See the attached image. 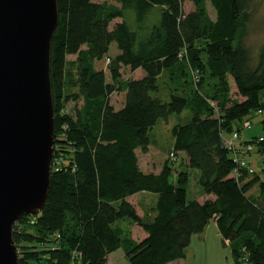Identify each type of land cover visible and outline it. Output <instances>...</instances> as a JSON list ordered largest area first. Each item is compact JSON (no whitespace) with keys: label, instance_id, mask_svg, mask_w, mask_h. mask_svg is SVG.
I'll list each match as a JSON object with an SVG mask.
<instances>
[{"label":"trees","instance_id":"16d2710c","mask_svg":"<svg viewBox=\"0 0 264 264\" xmlns=\"http://www.w3.org/2000/svg\"><path fill=\"white\" fill-rule=\"evenodd\" d=\"M56 1L50 187L40 214L13 226L18 264H107L117 250L127 264H169L184 259L212 219L233 264H264V133L255 146L259 172L237 180L222 137L264 114V64L252 66L244 44L252 0ZM184 3L193 10L185 12ZM152 12L156 20L147 23ZM111 44L118 53L109 58ZM68 65L75 72L70 93ZM184 111L187 122L171 128V153L185 155L202 195L214 200L188 199L190 174L170 159L158 174L139 169L135 151L147 153L148 132ZM140 193L156 196L150 214L136 205ZM73 252L81 254L76 263Z\"/></svg>","mask_w":264,"mask_h":264},{"label":"water","instance_id":"95a60500","mask_svg":"<svg viewBox=\"0 0 264 264\" xmlns=\"http://www.w3.org/2000/svg\"><path fill=\"white\" fill-rule=\"evenodd\" d=\"M57 24L56 0H0V264H18L13 226L39 215L48 197Z\"/></svg>","mask_w":264,"mask_h":264},{"label":"rangeland","instance_id":"374dc122","mask_svg":"<svg viewBox=\"0 0 264 264\" xmlns=\"http://www.w3.org/2000/svg\"><path fill=\"white\" fill-rule=\"evenodd\" d=\"M190 5V3L184 4L183 9L185 12H188V9H190ZM206 5L209 11V15L211 16V18H213L215 16L213 8L208 2ZM125 18L129 26L131 28H135L134 13L132 11H126ZM155 20V12L149 13L147 17V23H151ZM244 44L248 48V51L250 53L252 66H256L260 61H263L264 64V0H252L250 20L245 30ZM117 53L118 51L115 44H111L108 52V57L112 58ZM65 73V91L68 93L72 91L74 92L76 90L73 87L75 84V72L68 65ZM159 84L161 95L162 97L166 98L168 93L166 76L160 78ZM193 86L194 88H196L195 83ZM187 118V111H184L181 115H172L167 121H159L156 126L148 132V137L150 139V154L145 155V153L137 150V157L139 159L141 168L145 169V166L152 161L157 162L159 160L157 158L158 156H161V154H164V159L167 160H173L176 157V155H174V157H170V153L172 152L171 143L173 140L171 135V128L174 125L186 123ZM263 119L264 114L253 115L251 119H249V122L251 124L250 128L241 129V142L250 141L252 138L263 135L264 130L261 124V121ZM222 137L225 139L231 138L230 134L226 133H224ZM179 161L182 164V160ZM249 161L251 167L259 172V169L262 166V158L256 153V149L252 151L249 157ZM181 164H179L178 166L179 169L184 168V165L182 166ZM190 171L191 178L189 182L188 199L199 200V191L201 189L196 180L198 171L195 169ZM155 200L156 196L153 194H144L143 196L137 198V201L139 202V204H141L142 208H145L147 210L148 208H152L151 206L153 205V202H155ZM209 224L210 226L207 228L205 241L203 236L200 235H194L192 237L189 246L184 251V259L181 260L183 264H233L231 249L229 245L223 241L219 234H217L213 223L210 222ZM107 263L127 264L121 250H117L109 254L107 256Z\"/></svg>","mask_w":264,"mask_h":264},{"label":"built area","instance_id":"2783aa9c","mask_svg":"<svg viewBox=\"0 0 264 264\" xmlns=\"http://www.w3.org/2000/svg\"><path fill=\"white\" fill-rule=\"evenodd\" d=\"M108 62V60H106ZM257 114H261L260 111L257 112ZM251 126L249 121H245L242 125V129H249ZM230 139L223 138L224 146L230 151V155L232 157V162L234 163L235 167L232 171V175L235 178V180L239 179L244 173L247 174H254L256 170H254L249 161V157L252 153V151L255 149V146L260 144L263 139L262 137H259L255 140L254 143H246L241 142L240 140V133L233 132L230 135ZM170 157H174V155L171 153ZM58 167V166H57ZM56 170L58 168H55ZM81 254L73 252L71 253V261L72 263H76L80 260Z\"/></svg>","mask_w":264,"mask_h":264},{"label":"crops","instance_id":"0c3cea01","mask_svg":"<svg viewBox=\"0 0 264 264\" xmlns=\"http://www.w3.org/2000/svg\"><path fill=\"white\" fill-rule=\"evenodd\" d=\"M185 4V3H184ZM206 8H207V5H206ZM193 10V6L192 5H190V9H188V12L189 11H192ZM207 11H208V8H207ZM208 15H209V11H208ZM210 16V15H209ZM210 18H211V16H210ZM215 18V16L213 17V18H211L212 20ZM117 54H115V56H116ZM114 57V56H113ZM172 144H173V140H172V143H171V150H172ZM135 154H136V158H137V162H138V166H139V169L143 172V173H146V174H149V173H153V174H158L159 172H160V170H161V168H162V166H163V164L165 163V161L167 160V159H164L165 158V155L164 154H161V156H158V158L157 159H159L157 162H155V161H152L151 163H148L145 167V169H143V168H141V166H140V164H139V159H138V157H137V150L135 151ZM150 154V146L148 147V151H147V153H145V155H149ZM179 157H180V159H179ZM152 160V159H151ZM179 160H182V164H181V162L179 161ZM171 161H173V164H174V169L176 170V171H179V170H181V169H179V164H181L184 168L182 169V170H186L187 172H189V174H190V169H188V167L186 166V157H185V155L183 154V153H177L176 154V157L173 159V160H171ZM180 165V166H181ZM190 178H191V175H190ZM197 180V179H196ZM148 195V193H140V194H138V197L137 198H139V197H141V196H143V195ZM204 198V199H203ZM207 199H210V200H214V197L213 196H206V195H202V192H201V190L199 191V200H197L198 202H203V201H205V200H207ZM156 201V200H155ZM136 205H137V207L139 206L140 207V209L143 211V212H145V213H148V214H150V209L148 208V210L147 209H145V208H142V206H141V204H139V202L136 200ZM155 204V202H153V205ZM152 205V206H153ZM151 206V207H152ZM150 207V208H151ZM213 223V226H214V228L216 229V232H217V234H219V236L221 237V235H220V233H219V231H218V229H217V226H216V223H215V220L214 219H212V220H210L209 222H208V224L206 225V227L204 228V230L201 232V233H199V234H197V235H200V236H203V238H204V241H205V237H206V231H207V228L210 226V224L209 223ZM121 224V226H122V228L123 229H125V230H128V231H130L131 233L134 231V230H137V228L136 227H134V225H132L131 223H129V222H121L120 223ZM138 235L139 236H142V233H139L138 232ZM222 238V237H221ZM122 255H123V252H122ZM123 257H124V255H123ZM107 262V261H106ZM108 264V263H107ZM169 264H183L182 262H181V260H178V261H175V262H172V263H169Z\"/></svg>","mask_w":264,"mask_h":264}]
</instances>
